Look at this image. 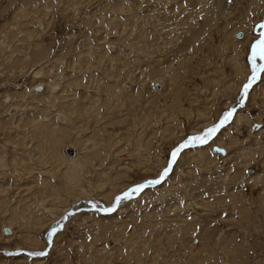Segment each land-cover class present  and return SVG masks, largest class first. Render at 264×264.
<instances>
[{"label":"rangeland","instance_id":"rangeland-1","mask_svg":"<svg viewBox=\"0 0 264 264\" xmlns=\"http://www.w3.org/2000/svg\"><path fill=\"white\" fill-rule=\"evenodd\" d=\"M262 23L264 0H0V264H264V71L239 105Z\"/></svg>","mask_w":264,"mask_h":264},{"label":"snow or ice","instance_id":"snow-or-ice-1","mask_svg":"<svg viewBox=\"0 0 264 264\" xmlns=\"http://www.w3.org/2000/svg\"><path fill=\"white\" fill-rule=\"evenodd\" d=\"M261 28H264V23L260 25ZM252 49V60H253V76L251 79L248 80L246 84L243 86V95L241 96L240 103L243 104V101L245 97L248 95V90L250 89L253 81L258 77L259 72L264 71V63L256 64V58L259 57L261 61H264V31L260 33V36L258 39L254 41V43L251 45ZM235 113V109H231L227 111L224 114V117L218 124H214L212 127L206 129L203 133L199 135H195L192 137H189L187 140H185L183 143L177 145L171 152L170 158L168 160L167 166L164 167L163 171L159 174L157 179L154 180H146L144 183L136 184L134 187H131L128 189V191L124 192L122 196H117L115 198V202L117 205L124 200V199H130L132 194H139L143 192L145 188H147L149 185L154 184H161L165 178L168 176L170 171L172 170V166L176 163V160L179 156V154L186 148L195 145V144H205L208 142V139L212 137L221 127L224 126V124L228 123L233 115ZM217 151H223V149H217ZM106 212H112L115 211V207H109L104 209ZM64 219H67V217H64ZM63 225L59 222L56 226H53L51 228V231L49 232V243L51 242V237L54 233L58 231L60 227ZM32 255H39L44 256L47 255L46 252H36L31 253Z\"/></svg>","mask_w":264,"mask_h":264},{"label":"bare ground","instance_id":"bare-ground-1","mask_svg":"<svg viewBox=\"0 0 264 264\" xmlns=\"http://www.w3.org/2000/svg\"><path fill=\"white\" fill-rule=\"evenodd\" d=\"M262 31H264V28L262 29ZM261 31V32H262ZM239 37H241V35H239ZM251 58H252V56H251ZM251 61H252V63H253V60L251 59ZM262 63V61L260 60V58L259 57H257L256 58V64H261ZM253 66V65H252ZM263 72V71H262ZM251 73H253V68H252V72ZM249 79V78H248ZM248 79L245 81V83L244 84H246L247 82H248ZM244 86V85H243ZM254 88V85L253 86H251L250 87V89L248 90V95H247V97H245V99H244V101H243V104H241V103H239V105L240 106H243V105H245V103H246V101H247V99H248V96H249V92L252 90ZM243 95V88H242V94H241V96ZM240 100H241V97H240ZM239 102V101H238ZM237 102V103H238ZM236 105V104H235ZM239 105H237V106H239ZM234 108V107H233ZM235 109V108H234ZM238 108H236L235 109V112H236V110H237ZM230 110H231V108H230ZM229 111V110H228ZM235 117V113H234V115H233V117H232V119ZM231 119V120H232ZM68 120H69V118H68ZM230 120V121H231ZM230 121L228 122V123H226V124H224V126L223 127H225L226 125H228L229 123H230ZM214 124H217V122H215V123H213V124H211V125H209L210 127H212ZM210 127H208V128H210ZM223 127H221L212 137H210L209 139H208V142L213 138V137H215L216 136V134H218L219 133V131L221 130V129H223ZM201 133H203L202 131H197V130H194L193 132H192V136H195V135H199V134H201ZM191 136V137H192ZM205 144H207V143H205ZM201 145H204V144H195V145H192V146H201ZM192 148V147H191ZM220 149H221V147H220ZM75 150V149H74ZM76 151V150H75ZM77 153V154H76ZM75 154H76V156L77 155H79V151L78 152H76ZM79 157V156H78ZM77 157V158H78ZM75 158V156L74 157H72V156H69V159H74ZM68 159V158H67ZM148 180V179H147ZM151 180H153V179H151ZM145 181H146V179H145ZM145 181H143V182H141V183H144ZM140 183V184H141ZM139 184V183H138ZM155 185V184H154ZM135 185H133V186H130V188L131 187H134ZM129 188V189H130ZM126 191H128V189L127 190H125L124 192H126ZM124 192H122V193H120V194H117V195H115L114 196V198H113V202H112V204H110V205H106V206H104L103 208H109V207H116L115 209H117L118 207L120 208V206L122 205V203H124V201L126 200V199H124V200H122L120 203H119V205H117L116 204V202H115V198L117 197V196H122L123 195V193ZM136 195V194H135ZM134 196V194H132V196L131 197H133ZM91 202H85V201H82V202H77V204H75L73 207L71 206V207H66L63 211V214L61 215V217L55 222V223H53V226H56L57 225V223L59 222L60 224H62V225H64L66 222H67V220L71 217V215H73V214H75V213H78V212H80L81 210L83 211V210H102L103 208H101V207H99V206H92L91 207V204H90ZM114 203V204H113ZM94 205V204H93ZM96 205V204H95ZM112 205V206H111ZM85 207V208H84ZM64 217H67V219H64ZM52 226V227H53ZM52 227H50V229L52 228ZM63 227V226H62ZM61 228V227H60ZM59 228V229H60ZM58 229V230H59ZM49 234V233H48ZM55 234L56 233H54L53 235H52V237H51V242L49 243V235L47 236V242H48V245H47V247L50 245V244H52L53 243V241H54V236H55ZM33 253H36V252H39V251H32Z\"/></svg>","mask_w":264,"mask_h":264},{"label":"water","instance_id":"water-1","mask_svg":"<svg viewBox=\"0 0 264 264\" xmlns=\"http://www.w3.org/2000/svg\"><path fill=\"white\" fill-rule=\"evenodd\" d=\"M238 34L241 35L240 32H239ZM262 63H264V62H262ZM259 75H260V72H259V74H258V77H259ZM252 76H253V73L250 74L249 79H251ZM258 77L253 81V83L258 79ZM253 83H252V84H253ZM251 86H252V85H251ZM223 117H224V116H222V117L218 120L217 124L220 122V120L223 119ZM217 149H220V147H219L218 145H214V150L217 151ZM166 166H167V165H166ZM163 169H164V168H163ZM163 169H162V171H163ZM162 171H161V172H162ZM157 178H158V177H156V178H154V179H157ZM154 179H153V180H154ZM134 196H135V194H134ZM113 207H114V206H113ZM115 208H116V207H115ZM104 209H105V208H103L101 211L104 212V213H107L106 211H104ZM99 211H100V210H99ZM4 230H5L6 232H8V233L11 231L10 228L7 227V226L4 227ZM50 231H51V230H50ZM50 231H49V232H50ZM50 245H51V244H50ZM50 245H49L48 247H50ZM43 251H44V252H47V249H44ZM10 252H11V253H12V252H13V253L27 252V253H29V254L33 253L31 250H28V249H22V248H19V249L17 248V249H14V250H10ZM39 252H41V251H39ZM31 255H32V254H31ZM37 256H38V255H37Z\"/></svg>","mask_w":264,"mask_h":264}]
</instances>
